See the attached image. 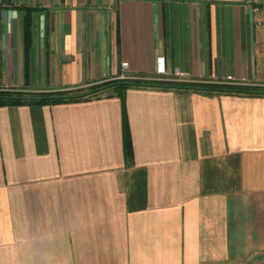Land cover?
<instances>
[{"label": "crops", "instance_id": "obj_1", "mask_svg": "<svg viewBox=\"0 0 264 264\" xmlns=\"http://www.w3.org/2000/svg\"><path fill=\"white\" fill-rule=\"evenodd\" d=\"M177 71L264 86V0H0V89ZM0 264H264V95L0 105Z\"/></svg>", "mask_w": 264, "mask_h": 264}, {"label": "trees", "instance_id": "obj_2", "mask_svg": "<svg viewBox=\"0 0 264 264\" xmlns=\"http://www.w3.org/2000/svg\"><path fill=\"white\" fill-rule=\"evenodd\" d=\"M118 85L121 88L131 86L143 87H158L164 89H173L176 91L188 90H204V91H218L225 93H236L244 95H264V86L232 83V82H215V81H201V80H179L174 77L166 78L159 76L156 78H134L124 77L114 80L93 84L87 87H79L73 89H65L58 91H41V92H24V91H10L0 89V105H44L56 104L63 102H74L89 100L97 97L101 89L109 86ZM124 98V95L121 94ZM125 153L127 163L131 164L134 159L132 139L130 129L125 117Z\"/></svg>", "mask_w": 264, "mask_h": 264}, {"label": "built area", "instance_id": "obj_3", "mask_svg": "<svg viewBox=\"0 0 264 264\" xmlns=\"http://www.w3.org/2000/svg\"><path fill=\"white\" fill-rule=\"evenodd\" d=\"M123 66L124 68H127L128 67V64L127 63H123ZM165 71H161V74H164ZM173 78V77H172ZM175 79H179V80H187V78L185 77L184 73L180 72V71H177L175 73V76H174Z\"/></svg>", "mask_w": 264, "mask_h": 264}, {"label": "rangeland", "instance_id": "obj_4", "mask_svg": "<svg viewBox=\"0 0 264 264\" xmlns=\"http://www.w3.org/2000/svg\"><path fill=\"white\" fill-rule=\"evenodd\" d=\"M131 77L138 78V79H140V78H142V79H143V77H142V76H131Z\"/></svg>", "mask_w": 264, "mask_h": 264}]
</instances>
